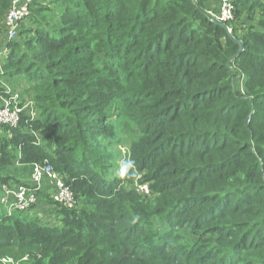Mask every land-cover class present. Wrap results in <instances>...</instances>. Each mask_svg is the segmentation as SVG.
Wrapping results in <instances>:
<instances>
[{
    "label": "trees",
    "instance_id": "1",
    "mask_svg": "<svg viewBox=\"0 0 264 264\" xmlns=\"http://www.w3.org/2000/svg\"><path fill=\"white\" fill-rule=\"evenodd\" d=\"M218 2L31 0L6 40L0 0V107L20 109L0 124V186L47 162L75 197L32 206L52 221L0 208V258L264 264V0L223 22Z\"/></svg>",
    "mask_w": 264,
    "mask_h": 264
},
{
    "label": "built area",
    "instance_id": "2",
    "mask_svg": "<svg viewBox=\"0 0 264 264\" xmlns=\"http://www.w3.org/2000/svg\"><path fill=\"white\" fill-rule=\"evenodd\" d=\"M196 1V0H194ZM218 13L214 10L208 11L217 21L223 22L232 17L234 7L232 0H218ZM31 0H11L8 12L5 15L6 40L16 37L20 21L29 14V4ZM229 32V29H227ZM5 50V47L3 48ZM20 109H10L9 102L5 101L0 107V124L16 125L19 118ZM3 192L0 195V205L6 213L10 215L14 211L32 210V206L41 202L43 207L49 203L46 195L53 203L72 208L75 205V197L70 184L65 178L58 174L49 163H32L27 184L16 185L12 189L7 185H2ZM138 188L147 192L145 185H138ZM41 192H45L41 194ZM40 193V194H39ZM1 207V208H2ZM3 264H9L2 259Z\"/></svg>",
    "mask_w": 264,
    "mask_h": 264
},
{
    "label": "rangeland",
    "instance_id": "3",
    "mask_svg": "<svg viewBox=\"0 0 264 264\" xmlns=\"http://www.w3.org/2000/svg\"><path fill=\"white\" fill-rule=\"evenodd\" d=\"M256 17H257V14H256ZM1 47L3 48L4 45H3V42H0V51L2 50ZM6 54V52H5ZM5 57V55H4ZM2 60V59H1ZM240 88H241V84H240ZM120 121H123V118H119ZM126 136V135H125ZM123 139H126V137H122ZM131 139V137H129L126 141L128 144H126L125 142H123L122 144H120L119 146H115L113 145V148L115 150H120L118 152V159L116 160V165H117V169L119 172H122L124 170V167L125 165L128 166L129 168L131 167L130 164H129V160H130V153H129V140ZM113 144V143H112ZM21 166H19L18 164H15L11 170H9L7 173L11 174V175H14L17 177V181H13V185H10V186H7V188L9 189H12V187L16 186V183L20 182L21 178L23 177H26L27 178V170L26 169H23V168H20ZM21 177H20V176ZM25 180V179H24ZM1 184V183H0ZM4 185V184H2ZM3 192V188L2 186H0V195L1 193ZM45 192H41V194H44ZM2 206L0 205V208ZM44 208V207H42ZM38 208H35L33 210H31L30 212H35L36 210H38ZM41 209V208H40ZM47 209V208H45ZM48 212H44L42 210H38L37 211V214L40 216V218H42L43 220H48V221H52L53 218H50L49 215L47 214ZM2 259H5L7 263L9 264H21L20 262H25L28 260V256H23V257H20V258H14L13 256H3L2 258H0V261H1V264H3L2 262ZM24 260V261H23Z\"/></svg>",
    "mask_w": 264,
    "mask_h": 264
},
{
    "label": "water",
    "instance_id": "4",
    "mask_svg": "<svg viewBox=\"0 0 264 264\" xmlns=\"http://www.w3.org/2000/svg\"><path fill=\"white\" fill-rule=\"evenodd\" d=\"M238 44H239V50H238V52L242 49V45H241V43H240V41H236Z\"/></svg>",
    "mask_w": 264,
    "mask_h": 264
}]
</instances>
